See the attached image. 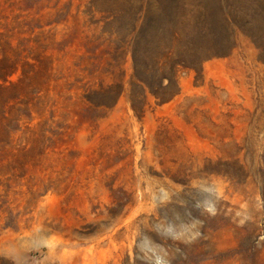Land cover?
I'll return each instance as SVG.
<instances>
[{
    "label": "rangeland",
    "instance_id": "1",
    "mask_svg": "<svg viewBox=\"0 0 264 264\" xmlns=\"http://www.w3.org/2000/svg\"><path fill=\"white\" fill-rule=\"evenodd\" d=\"M205 1L190 63L145 1L0 0V264H264V9Z\"/></svg>",
    "mask_w": 264,
    "mask_h": 264
},
{
    "label": "trees",
    "instance_id": "2",
    "mask_svg": "<svg viewBox=\"0 0 264 264\" xmlns=\"http://www.w3.org/2000/svg\"><path fill=\"white\" fill-rule=\"evenodd\" d=\"M146 2L145 6V16L144 21L141 25L140 34L143 41H149V36L153 32L163 33L166 28L164 26L156 27L157 20L167 19L168 30L170 36L174 43L177 45L183 39H189L188 48L191 54L190 63H196L194 61L200 59L201 56H206L209 54H219L222 51V46L219 45L217 41V33L214 28V19L216 14L214 13L210 4L205 0H186L181 2L180 0H128L127 11L132 10L135 2L141 4ZM192 2V3H190ZM246 5L249 9L254 12H259V9H264V0H245ZM189 4V5H187ZM190 7V18L182 14L179 9L185 8V6ZM156 7V9L154 8ZM156 10L155 12L153 10ZM119 11H123L120 8ZM197 33L201 37H211L215 41L213 44L203 47L197 46V44L192 40V34ZM194 50H197L195 53ZM184 65L186 63L183 61Z\"/></svg>",
    "mask_w": 264,
    "mask_h": 264
},
{
    "label": "bare ground",
    "instance_id": "3",
    "mask_svg": "<svg viewBox=\"0 0 264 264\" xmlns=\"http://www.w3.org/2000/svg\"><path fill=\"white\" fill-rule=\"evenodd\" d=\"M138 152H140V150L138 149ZM137 152V153H138ZM137 193V192H136ZM145 193L142 191V190H139V194H138V197H137V201L136 203L134 204L133 206V210L131 211L130 213V216L129 218L127 219V223L125 225V229L126 231L129 230V229H133L134 227H136L137 225H139L141 223V221H144L146 222L145 220V217H142V215H147L148 214V204H146V201H145ZM143 213V214H142ZM141 215L140 217H138L136 219V216L137 215ZM120 228V227H119ZM118 228V229H119ZM138 229V228H137ZM135 230V229H134ZM35 231V229L33 230ZM125 231V230H124ZM131 232V231H130ZM133 232V231H132ZM131 232V233H132ZM121 233V232H120ZM29 233H26L25 235H28ZM136 234V233H135ZM130 234H128L129 236ZM20 238V237H19ZM114 238H115V234H112L108 237V240L109 241H114ZM129 240V238H127ZM131 239V238H130ZM24 244V242H23ZM54 247V243L53 241H51V249Z\"/></svg>",
    "mask_w": 264,
    "mask_h": 264
},
{
    "label": "water",
    "instance_id": "4",
    "mask_svg": "<svg viewBox=\"0 0 264 264\" xmlns=\"http://www.w3.org/2000/svg\"><path fill=\"white\" fill-rule=\"evenodd\" d=\"M41 246V244L39 245V244H37V245H35V247H40Z\"/></svg>",
    "mask_w": 264,
    "mask_h": 264
}]
</instances>
